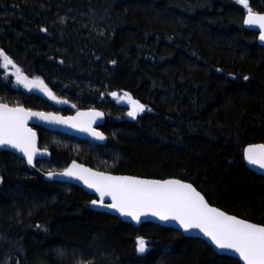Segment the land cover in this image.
I'll return each mask as SVG.
<instances>
[{
	"label": "trees",
	"instance_id": "obj_1",
	"mask_svg": "<svg viewBox=\"0 0 264 264\" xmlns=\"http://www.w3.org/2000/svg\"><path fill=\"white\" fill-rule=\"evenodd\" d=\"M249 5L264 13V0ZM246 13L236 0H0V49L68 101L28 92L9 65L0 67V103L105 117L103 146L35 128L50 160L34 168L61 172L77 161L180 179L211 206L264 224V177L243 161L245 147L264 144V50L243 27ZM125 92L146 106L135 120ZM0 180V264H240L176 230L92 211L93 197L43 181L7 152Z\"/></svg>",
	"mask_w": 264,
	"mask_h": 264
},
{
	"label": "snow or ice",
	"instance_id": "obj_2",
	"mask_svg": "<svg viewBox=\"0 0 264 264\" xmlns=\"http://www.w3.org/2000/svg\"><path fill=\"white\" fill-rule=\"evenodd\" d=\"M247 10L243 24L259 29L258 39L264 42V14L252 10L249 0H236ZM46 31V29H41ZM114 64L115 61H112ZM11 65L15 69L13 75L16 83L26 89H38L50 100L57 103H68L56 97L40 77L29 79L21 72L13 60L0 49V67L7 69ZM244 76V80H248ZM110 95L122 99L116 92ZM131 105L127 116L135 120L138 114L146 110V106L133 100L124 93ZM151 111V109H147ZM103 113L95 110L77 112L75 117L63 118L53 113L32 111L23 106H9L0 103V148L7 147L21 153L27 164L35 167L34 158L38 154L36 133L28 127V121L35 117L39 120L69 124L73 128L88 132L99 140H104L103 133L92 127L96 118ZM243 158L249 165L264 169V144H249L243 150ZM51 179L59 175L72 177L83 182L92 189L99 199L90 203L93 206L110 209L120 216L130 217L139 223L142 216L151 215L161 221H175L184 232L198 230L215 246L216 249L231 251L243 264H264V224H256L248 220L226 214L219 208L212 207L192 183L180 179H140L135 176H114L101 171H93L75 162L60 173H47ZM2 182V180H0ZM109 198L110 203H105ZM148 250V242L138 237L136 251L144 254Z\"/></svg>",
	"mask_w": 264,
	"mask_h": 264
},
{
	"label": "water",
	"instance_id": "obj_3",
	"mask_svg": "<svg viewBox=\"0 0 264 264\" xmlns=\"http://www.w3.org/2000/svg\"><path fill=\"white\" fill-rule=\"evenodd\" d=\"M258 14H264V13H258ZM246 15H247V13H246ZM245 16H244V18H245ZM243 27H244L245 30H248V31H251V32L257 34V45L264 50V42H261L258 39V37H259V29L257 27L246 26L244 24H243ZM64 104L65 103H63V105ZM89 111L90 110H81V111H78V112H89ZM95 111H98V110H95ZM37 112H41V111H37ZM44 113H53V112H44ZM53 114L57 115V116H60V117H63V118H68V117H75L77 115V112L75 114H73V115H70V116H62L61 114H56V113H53ZM104 124H105V117L103 115L102 117L96 118V120L93 123L92 127L95 128L98 132H101V131H99L98 128L102 127ZM27 126L32 128V130L36 133L38 154L34 158V164L37 161H42V160L49 161L50 160L49 153L46 152V151H41L39 149V139H38V134H37L35 128H39V129H42L44 131L51 132V133L62 134V135H65V136H68V137H71V138H74V139H77V140H80V141L91 142V143H94V144L99 145V146L105 145L106 141H107V137L104 134L103 135H104L105 139L104 140H99L96 137H94L92 135H89L88 132L81 131L78 128H73L69 124L48 123V122L39 120L38 118H35V117L31 118L28 121V125ZM0 152L10 153V154L16 156L17 158H19L20 160L24 161L26 166L29 169L35 170L36 173L39 174L40 177L42 178V180L45 181V182L65 183V184H68V185H71V186H75V187L81 189L88 196H91L94 199H99L97 194L92 189L87 188L83 184V182L80 181V180H77V179L72 178V177H64V176H59V175L53 176L50 179L47 174H42L38 170H36L34 167L28 165L27 161L23 158L21 153H18L15 150L9 149L7 147L0 148ZM73 162H75L76 164L82 165L85 168H89V167H87V166H85V165H83L81 163L76 162V161H72L71 163H69V165L66 168L70 167ZM244 164L253 173L264 177V169H259L256 166L249 165L247 163V161H245V160H244ZM93 171H95V170H93ZM54 173H60V172H54ZM110 175L124 176V175H117V174H110ZM137 178H140V177H137ZM140 179H149V178H140ZM170 179H175V178H170ZM110 202L111 201H110L109 198L105 199V203H110ZM212 207H215V206H212ZM89 208L92 211L99 212V213H105L107 215L116 217V218L120 219L122 222L130 224L134 228H138V227H140L143 224L150 223V224H154V225H157V226H160V227H163V228L176 230V231L180 232L186 238H195V239H200V240L206 242L215 251V253L218 254L219 256L230 257V258L236 259L240 264H243V262L239 260L238 256L235 255L234 253H232L231 251H223V250L216 249L215 246L212 245L211 242L208 241V239L206 237H204L203 234L200 233L198 230H192L191 232H184L183 229H181L179 227V225L175 221H171V220L170 221H161L157 217H153L151 215H148V216H142L141 217V221L139 223H137L136 221H133L130 217L120 216V214L117 213V212H114V211H112L110 209L101 208L99 206H93V205H91V203L89 204ZM226 214H228V213H226Z\"/></svg>",
	"mask_w": 264,
	"mask_h": 264
},
{
	"label": "flooded vegetation",
	"instance_id": "obj_4",
	"mask_svg": "<svg viewBox=\"0 0 264 264\" xmlns=\"http://www.w3.org/2000/svg\"><path fill=\"white\" fill-rule=\"evenodd\" d=\"M66 104V103H65ZM65 104L63 105V103H61V107L63 108V107H65ZM56 114H60V113H56ZM75 114V113H74ZM62 115V114H61ZM71 115H73V114H71ZM62 116H70V115H62ZM103 127V126H102ZM102 127H99L98 129H99V131H101L102 132ZM103 133V132H102ZM104 134V133H103ZM105 135V134H104ZM42 161H45V160H42ZM77 162V161H76Z\"/></svg>",
	"mask_w": 264,
	"mask_h": 264
},
{
	"label": "rangeland",
	"instance_id": "obj_5",
	"mask_svg": "<svg viewBox=\"0 0 264 264\" xmlns=\"http://www.w3.org/2000/svg\"><path fill=\"white\" fill-rule=\"evenodd\" d=\"M4 69V68H3ZM9 69V66H8V68L7 69H5V70H8ZM14 78L16 79V77L14 76ZM21 85V84H20ZM21 86H23V85H21ZM24 87V86H23ZM25 88V87H24ZM26 89V88H25ZM28 92H32L34 89H32L31 91H29L28 89H26ZM113 98V97H112Z\"/></svg>",
	"mask_w": 264,
	"mask_h": 264
},
{
	"label": "bare ground",
	"instance_id": "obj_6",
	"mask_svg": "<svg viewBox=\"0 0 264 264\" xmlns=\"http://www.w3.org/2000/svg\"><path fill=\"white\" fill-rule=\"evenodd\" d=\"M246 148V147H245ZM243 161H244V159H243ZM54 173V172H53ZM42 174H47V173H42ZM65 184V183H64ZM94 200V199H93ZM206 243V242H205ZM215 252V251H214ZM218 255V254H217Z\"/></svg>",
	"mask_w": 264,
	"mask_h": 264
}]
</instances>
